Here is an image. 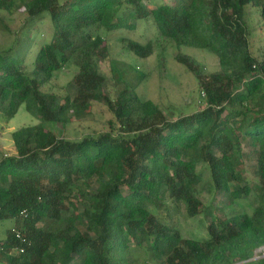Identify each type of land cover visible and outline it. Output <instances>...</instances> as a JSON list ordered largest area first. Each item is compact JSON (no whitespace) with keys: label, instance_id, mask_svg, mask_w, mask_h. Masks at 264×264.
<instances>
[{"label":"trees","instance_id":"trees-1","mask_svg":"<svg viewBox=\"0 0 264 264\" xmlns=\"http://www.w3.org/2000/svg\"><path fill=\"white\" fill-rule=\"evenodd\" d=\"M246 5L264 30V0H0V31L11 37L0 47V120L22 105L38 119L12 131L13 152L0 154V222L12 223L0 259L264 264L263 254L255 258L264 246V35L255 55ZM43 18L52 24L44 39ZM140 23L151 39L111 36ZM111 38L138 58L157 51L158 62L173 47L197 81V110L175 114L139 95L145 75L114 77L110 90L100 66ZM182 47L212 52L217 69L206 71ZM69 68L74 96L42 90ZM94 103L110 115L104 130L69 138L47 126L81 120ZM179 216L210 218L205 235H183Z\"/></svg>","mask_w":264,"mask_h":264},{"label":"rangeland","instance_id":"rangeland-1","mask_svg":"<svg viewBox=\"0 0 264 264\" xmlns=\"http://www.w3.org/2000/svg\"><path fill=\"white\" fill-rule=\"evenodd\" d=\"M245 9L248 12V17L250 19V23L248 24L254 27L249 35L250 48L255 55H260L263 48L262 37L264 35V30H260V27L257 24V11L250 8L248 5L245 6ZM23 15V13L18 12L14 14V16H11L10 25L15 28L20 23ZM51 27L52 24L48 18H43V21L39 24L42 39L48 38ZM153 34L152 29L143 26V24L140 23L132 32L123 30L114 33L111 36L114 37L117 35L118 37L122 35V37H130L145 42L148 39H151ZM10 39V36H5L4 32L0 31V47L6 45ZM116 39L118 38H111L109 43V56L100 66V71L105 76H112L109 85L110 90L115 88L114 77L136 80L142 75H145V78H143L136 87V91L139 95L151 99L159 105L169 107L175 114H190L197 110L198 100H200L197 81L191 73L174 60L173 47L166 48L163 52V62H158L157 51L147 58H138L126 52V50L123 49V43L118 42ZM181 50L183 53L193 56L206 71L217 69V58L212 52L192 47H182ZM72 75V68L64 69L52 78L48 84L43 86L42 90L52 91L59 96L69 94L72 97L76 92V86L72 82ZM109 118L110 115L104 107L100 103H94L92 104V110L81 120H73L71 123L63 127L57 124L47 126L53 128L54 131L61 133L63 136L73 138L79 131L91 132L93 130H104V121ZM37 122L38 119L27 112L23 105L19 107L17 113L7 122L0 120V127H3L0 129V154L11 153L13 146L10 133L12 131L24 125H34ZM253 168V163H250V165L245 168V175L249 181L253 178ZM95 186L96 184L93 183L90 187L94 189ZM81 189H83V187H81ZM204 198L207 200L209 199V196L204 194ZM222 201L221 197L216 196V205ZM77 208L78 210L82 209L80 203ZM181 210H184L183 206L181 207ZM215 214L220 216L223 215L220 209H217ZM209 220L210 218L208 217L205 219L200 217L191 220L179 216V223L183 235L185 236L190 235L189 231L197 233L199 236H204V227ZM10 225L12 226L10 220L0 222V241L5 238L6 228L10 227ZM262 254L264 255V246L255 251V258ZM0 264H8V262L4 257H1Z\"/></svg>","mask_w":264,"mask_h":264},{"label":"crops","instance_id":"crops-1","mask_svg":"<svg viewBox=\"0 0 264 264\" xmlns=\"http://www.w3.org/2000/svg\"><path fill=\"white\" fill-rule=\"evenodd\" d=\"M11 152H13V147H12V150H11ZM11 226V225H10Z\"/></svg>","mask_w":264,"mask_h":264},{"label":"built area","instance_id":"built-area-1","mask_svg":"<svg viewBox=\"0 0 264 264\" xmlns=\"http://www.w3.org/2000/svg\"><path fill=\"white\" fill-rule=\"evenodd\" d=\"M18 236V235H17Z\"/></svg>","mask_w":264,"mask_h":264}]
</instances>
